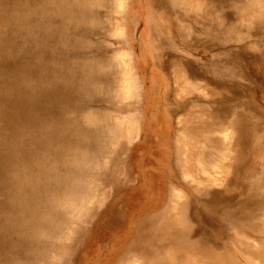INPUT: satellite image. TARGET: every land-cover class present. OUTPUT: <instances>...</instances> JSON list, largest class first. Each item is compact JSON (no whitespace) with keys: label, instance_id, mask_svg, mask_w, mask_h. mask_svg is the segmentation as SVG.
Returning a JSON list of instances; mask_svg holds the SVG:
<instances>
[{"label":"bare ground","instance_id":"obj_1","mask_svg":"<svg viewBox=\"0 0 264 264\" xmlns=\"http://www.w3.org/2000/svg\"><path fill=\"white\" fill-rule=\"evenodd\" d=\"M222 1L211 0L207 9V18L211 19L205 25L206 32L212 33L209 40L217 46V51L227 48L226 21L223 18L219 25L220 15L230 21L227 28H231L230 35L226 38H231L232 32L239 34L235 35L233 45L241 47L240 41L245 35H240V25L247 18L253 26L256 23L257 28V32L248 34L259 41L264 35V22L261 23L259 17H247L248 10L228 14ZM172 2L170 11L174 12V17H186L182 21L190 18L191 12H182L178 2ZM195 2L200 6V2L207 3L206 0ZM101 4V0H0V264H59L65 252V244L59 240L69 225L75 205L73 198L80 197L79 191L73 188L77 189L80 184L78 190L82 189L85 169L83 171L81 164L106 151L100 145L102 135L108 133L105 128H100L97 139V133L91 134L82 125L84 112L89 110L94 95H104L106 85L111 82L118 81L119 85L116 56L111 63L103 64L102 53L89 49L96 28L90 25L99 18L95 5ZM251 4L254 9L260 8L257 0H252ZM144 25L147 26L146 18ZM117 27L120 28L118 22ZM189 27L181 23L178 32L181 29L182 34H191ZM194 37L199 43V36ZM155 38L163 40L158 35ZM237 58L232 51L226 60L236 63ZM167 67L176 98L196 97L177 117L173 153H163L168 167L163 166L158 190L162 198L167 189L168 201L155 215L135 221V236L128 247V258L120 264H138L135 258L142 264H220L193 259L187 249L193 240L201 239L194 237L201 225L205 226V231H222L230 247V250L228 246L223 248L225 254L231 256L230 251H234L238 263L244 264L242 252L255 255L245 245L247 239L264 227V188H260L258 182H248V178H252L248 175L255 176L259 172L252 162V153L259 146L263 147L264 113L254 103L243 100V94L250 87L243 82L244 75L234 69H207V74L205 69L171 56ZM124 86L122 78L118 93L123 92ZM117 125L115 120V127L110 129L115 137L120 133ZM89 135L93 138L90 143ZM164 146L165 152L166 138ZM167 148L171 151L169 142ZM125 174L120 183L129 178L128 173ZM239 175L245 179L231 180L229 190L244 189L242 193L246 198L233 206L230 196L213 192L211 187ZM259 175L262 181L264 172ZM182 176L190 180L191 189L185 192L177 184ZM181 195L187 197L180 202ZM254 199L257 200L250 203ZM190 204L196 209L193 225L187 220ZM173 210L178 213L173 214ZM183 222L186 227L179 228ZM206 226L211 228L206 229ZM227 264H235L232 256Z\"/></svg>","mask_w":264,"mask_h":264},{"label":"rangeland","instance_id":"obj_2","mask_svg":"<svg viewBox=\"0 0 264 264\" xmlns=\"http://www.w3.org/2000/svg\"><path fill=\"white\" fill-rule=\"evenodd\" d=\"M101 1L100 6L95 5L96 10L99 11L100 19H95L97 23L93 22L90 25L96 28L90 38L92 44L89 49L96 53H102L103 64L111 63V59L116 56L118 60L115 59V62L120 72L119 78L117 77L119 85L123 78L125 86L123 92L118 93V81L109 83L106 85V93L103 92L104 95L96 93L95 99L89 103V110L84 112L85 118L82 125L86 130H89L88 132L97 133L98 139L100 128H105V131L112 137L104 131L100 145L106 151L104 150L96 158L93 157L81 164L83 171L85 169L84 177L81 179L82 189L78 190L80 184L77 189L73 188V191H79L78 199L80 200L73 198L75 205L71 209L69 225L63 230L62 238L58 239L66 246H64L65 252L60 258L59 264H120L122 260L125 261V258H128V247L135 236V221L155 215L168 201L165 196L167 189L163 192L162 198L158 190L162 180L163 166L168 167L163 159V153H173L172 148L176 142L178 127L177 117L180 112L186 111L196 97L193 95L181 98V100L176 98L171 72L167 67L168 60L171 56L174 59L193 62L196 66L204 64L205 71L209 74L206 64L216 65L222 59V54L215 52L217 46L212 45L209 40L212 33L206 32L208 28L205 25H207L208 19H211L207 18L209 15L207 9L211 6V0H206L207 3L200 2L201 6L197 5L195 0H176L177 6L182 12H191L190 18L185 21L182 19H186V17L182 19L177 16L172 17L170 12L173 9L172 3L174 2L172 0ZM251 2L252 0H223L220 3L224 4L223 7L228 14L232 12L236 15L238 12L243 13L248 10L247 17H259L261 23L264 22V0H257L260 2L258 10L252 7ZM213 7L216 6L213 5ZM244 16L246 17V15ZM145 18L147 26L144 25ZM223 18L226 21V27H224L226 34L224 35L227 36L230 35L229 29L231 28L227 30L230 21L220 15L219 25ZM247 19L240 25L242 28L240 35H245L241 38V47H237L233 52L241 62L243 73L247 74L248 81L250 80V88L246 94H243V100L254 103L253 105L258 106L264 113V35L257 41V37L248 34L249 31L257 32V28L254 27L256 23L253 26L251 19ZM181 23L190 26L188 30H192V33L182 34L181 29L178 32ZM194 27L197 31H194ZM155 35L163 37V40L155 38ZM195 35L199 36V43L195 41ZM231 35L233 36L231 38L228 36V39L225 36L226 45L230 40L232 44L235 35L239 34L232 32ZM257 43L258 45H256ZM112 76H117V74ZM114 119L118 123L120 131L116 137V134L114 135V132L111 131L115 124ZM163 132L164 135L161 136ZM90 137L89 135L87 138L89 143L93 141V138L90 139ZM165 138L167 151L164 152ZM107 139L110 141L106 142ZM167 142H169L171 151H168ZM248 152L246 155L250 156ZM246 157L244 163L247 161ZM124 160L126 168L123 164ZM252 162L259 172L255 176L247 173L246 178L247 175L252 177L248 178V182L253 181L256 184L261 181L258 178L259 173L264 172V141L263 147L259 146L252 153ZM166 167L165 174H168L169 170ZM125 173H128L129 178L126 179V182L120 183L125 179ZM243 178L245 179L243 175L234 177V179L230 176L228 182L222 186L213 185L211 188L213 192L230 196L229 202L235 206L239 201H243L246 195L242 193L244 189L236 192L229 190V186L232 185L231 180L238 181ZM262 181L264 182V179ZM177 184L183 192L191 189L188 177L182 176L177 180ZM255 200L257 199L250 203H254ZM194 208L190 204L188 214L192 218L194 217L193 220H196L197 216L194 213L196 209L194 210ZM262 208L264 209V207ZM206 227V229L211 228ZM254 234L257 238L253 235L250 236L251 238L247 239L245 245H248L255 255L242 252L241 258L244 264H264V229L262 232L255 231ZM135 259L138 264H142L138 258Z\"/></svg>","mask_w":264,"mask_h":264},{"label":"crops","instance_id":"obj_3","mask_svg":"<svg viewBox=\"0 0 264 264\" xmlns=\"http://www.w3.org/2000/svg\"><path fill=\"white\" fill-rule=\"evenodd\" d=\"M171 12V15L172 17H174V12L173 11H170ZM238 46L237 45H227V48L225 50H221V51H215L216 53H221L222 54V59H220V62L219 64H212V63H209V64H206L207 65V69H234L240 73H242L244 75L243 77V82L246 83V85L248 84V88L250 87L249 85V81L247 78V75H245L243 73V70L240 71L241 68V62H239L238 58H237V62L236 63H229L227 62L226 58L229 57V55L231 54L232 51H234V49H236ZM239 48V47H238ZM191 64H194L193 62H190ZM195 65V64H194ZM197 67H200V68H203L206 70V67L203 65L201 66H197ZM259 186L262 185L263 187L260 186V188H264V182L263 181H260L259 183H257ZM213 185H216V186H222L223 184L219 185V184H213ZM191 188V187H190ZM193 190L191 191V194H193ZM185 197H187V195H181V198L179 199V201H183L185 199ZM174 211V210H173ZM260 212L262 213V210H260ZM178 211H174L173 214H177ZM188 222L193 225L192 222L193 219L191 217V215H189V217L187 218ZM186 227V224L183 222V223H180L179 225V228H185ZM204 227L205 226H202L195 234H194V237H200L201 239H198V240H193L191 243L188 244L187 246V249L188 251L191 253L193 259H199V260H211V261H218L220 262V264H224V263H229L231 261V256H232V259L234 261L235 264H239L238 263V256L237 254L234 252V251H230V255H226L225 254V251L223 250V248L225 246H228L225 238L223 235H225L222 231H220L219 229L218 230H215V229H212L210 231H205L204 230ZM198 228V227H197ZM196 228V229H197ZM264 229V227H263ZM261 229V232L262 230ZM255 231H258L255 230ZM202 236H201V233ZM169 233H171L169 231ZM229 247V246H228ZM229 250H230V247H229ZM241 261L243 262L242 258H241ZM204 262V261H202Z\"/></svg>","mask_w":264,"mask_h":264}]
</instances>
